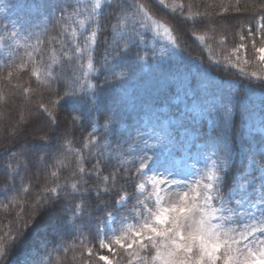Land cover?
Returning <instances> with one entry per match:
<instances>
[{"label":"snow or ice","instance_id":"snow-or-ice-1","mask_svg":"<svg viewBox=\"0 0 264 264\" xmlns=\"http://www.w3.org/2000/svg\"><path fill=\"white\" fill-rule=\"evenodd\" d=\"M16 7L25 15L0 26V82L9 92L0 100L5 109L17 102L15 118L0 128L13 141L0 152V176L11 182L9 191H20L21 170L37 183L25 213L0 230V264H8L10 250L33 225L40 229L37 245L59 238L39 264H53L52 252L69 232L113 256L96 257L88 247L78 264L93 258L106 264H264V75L249 71L251 62L240 58L250 48L253 60L264 65V0L235 6L224 0L171 6L165 0H24ZM161 12L166 19L157 18ZM242 12L249 14L244 21ZM39 17L47 27L24 44L31 49L27 64L18 63L24 58L17 55V38L24 32L31 39ZM237 29L246 35L226 58H200L181 46V35L206 31L227 43ZM58 56L62 68L72 66L67 83L53 75ZM161 61L197 67L199 75L188 81L193 95L173 112L155 105L167 111L156 113L151 128L133 124L125 111L127 85ZM31 66L39 67L34 75L45 76L49 89L60 84L46 102L35 99L27 84L13 83L15 73ZM233 69L243 79L233 80ZM212 71L229 75L214 79ZM25 93L29 98L20 101ZM147 115L151 124L152 113ZM70 139L78 149L68 148ZM163 148H171L167 156ZM68 154L73 160L65 165ZM56 264L76 261L58 257Z\"/></svg>","mask_w":264,"mask_h":264},{"label":"rangeland","instance_id":"rangeland-1","mask_svg":"<svg viewBox=\"0 0 264 264\" xmlns=\"http://www.w3.org/2000/svg\"><path fill=\"white\" fill-rule=\"evenodd\" d=\"M24 0H0V8L3 11H0V26L9 23L11 20H15L19 17H23L25 15L26 10L20 9L16 7V5L23 3ZM36 27L33 29L34 35L31 39L26 40V33L21 32V35L17 38L19 40V45L16 46L18 48L17 55L23 57V62L18 61V63L27 64L28 57L26 55L27 51H31V49H25L24 44L29 43L32 44L35 42V35H39L42 33V30L47 27V22L43 17H39L34 21ZM161 42L163 38H160ZM182 44V43H181ZM204 49L207 54L212 55L216 59L226 58L222 56L219 52H216L209 43L203 42ZM44 59H49L47 54ZM59 63L54 65L53 75L55 76L57 73H60L64 77L65 83H67L72 75L73 69L71 65H65L63 68L60 66L63 64V61L60 60L59 56L57 57ZM40 70L38 66H31L26 71H21L15 73L18 76V79H14V84L26 85L32 90V92L37 93L35 99H43L44 102L47 100L48 92L50 90L57 91L60 90V84H53L51 89H49V81L43 75L37 78L34 73L35 71ZM2 70H0L1 72ZM77 76L79 75V71L75 73ZM92 76L97 75V73H92ZM199 73L197 71V67L195 65L189 64L185 62L183 64H168L166 61H161L160 65L157 66L153 64L151 68L145 67L142 72H139L133 76V78L129 81L127 85V94H126V113L127 119H129L133 124H139L143 121V126L145 128H151L155 126V122L157 119L156 113L161 111H167V109H158L155 108V105L164 106L168 108L169 112H173L176 109H182L184 104H187L188 99H190L193 95V90L188 84V81L191 76H198ZM211 76V75H210ZM214 78L213 76H211ZM216 79V78H214ZM92 83H95V80H91ZM64 90H67L66 88ZM61 96L63 92L61 91ZM30 96V93H25L23 97L20 98L21 101H26ZM177 96H179V100H177ZM260 93H256L257 100L259 99ZM4 97V96H3ZM54 99L56 97H53ZM35 102V101H34ZM65 107L70 108L72 106V101L70 98L65 97L64 101H62ZM23 104V103H22ZM170 106V107H169ZM22 115L23 109L21 110ZM149 112L152 113V121L149 123V116L147 115ZM79 123V122H78ZM68 148L72 150L78 149L79 145L71 142V139L67 142ZM171 151V148H163L162 155L167 156L168 152ZM73 157L71 154H68L67 159L63 161L65 165H69ZM264 164V161H261ZM210 164V162H209ZM238 165L244 167L246 165V161L243 156L240 157ZM204 166V162H201L197 167L202 168ZM55 171V169H51ZM239 175V173L237 174ZM21 178L24 179V183L21 185ZM182 179L184 177H181ZM195 177L192 174H189L187 179L191 182ZM37 181L32 178L31 172H25L21 170L20 177L16 178V186L20 188V191L17 192L16 188H12L9 191V187L11 182L5 183V177L0 176V206L2 204L5 212H2L4 215L2 216V224L3 227L1 230H6L7 225L15 216L14 206L19 204L20 201L26 197L32 191V185L36 184ZM49 185L51 184V180L48 181ZM40 230V229H39ZM40 232V231H39ZM70 233V232H69ZM40 235V233H39ZM38 234L35 236V241L37 242ZM71 236V233H70ZM58 237H50L46 240H43L39 243V261L48 255V253L52 250L53 247L56 246L58 241ZM81 241H83V248L81 249ZM107 242V241H106ZM73 243L77 245L80 255L81 251H84L85 258L87 254V248L92 247L93 252L96 253V257L99 255H109L110 259H113L111 253L106 249H99L98 244L95 242H90V238L81 237L77 239L73 237ZM61 248V247H60ZM107 253H105L106 251ZM105 251V252H104ZM104 252V253H103ZM33 252L29 251L25 253L28 256H31ZM58 253L57 251L52 252L53 256ZM26 255H19L16 261L11 262L10 264H27L26 260L28 257ZM43 256V257H42ZM80 259V258H79ZM94 259V258H93ZM116 259V258H115ZM118 259L121 258L118 256ZM118 260V261H119ZM93 262V261H92ZM103 264L106 262L101 261ZM94 264V263H93Z\"/></svg>","mask_w":264,"mask_h":264},{"label":"trees","instance_id":"trees-1","mask_svg":"<svg viewBox=\"0 0 264 264\" xmlns=\"http://www.w3.org/2000/svg\"><path fill=\"white\" fill-rule=\"evenodd\" d=\"M176 2H178V0H165V4L166 5H174ZM205 2L207 3H211L212 0H205ZM217 2H219V0H217ZM225 3H231L232 5H237V3H239V5H251L253 3V0H224ZM249 14L248 13H241L239 14V18L241 21L245 20V17H247ZM159 19H166L165 13L161 12L160 15L157 17ZM241 35H246V33H242L239 32V30H236V33H229L227 36V43H221L222 40V36L217 34V35H213L210 32H196L194 37H188L186 35H181L180 36V42L182 43L181 46L184 47L185 44H187V48H186V53H191L193 56H198L200 58H206L209 54H207V52L204 49V45L203 42H207L209 43V45L211 46V48H213L214 50H216V52H219L222 56L227 57L228 55H230L232 53V49L237 47L238 44L240 43V36ZM199 36H204L205 40L204 41H198L196 40V37ZM196 41L195 43L193 41ZM203 50V51H201ZM240 58L241 60H244L245 58L251 62L252 67H250L248 70L249 71H255L260 75H264V65L259 64L257 62H255L253 60L252 57V50L249 48L247 53H241L240 54ZM207 59H205V63H207ZM243 66V65H242ZM236 69L232 70L231 78L233 80H238V79H243L242 77H238L236 75ZM5 75V73H3L2 71L0 72V76ZM209 75L213 76L216 79H219L221 75H229L227 73H220L217 74L215 71H212L209 73ZM14 83V81H13ZM256 87L259 89L261 87V85L258 84V82L256 83ZM9 95L8 89L6 87V85L3 82H0V96H4L5 98H7V96ZM18 95V94H17ZM21 101V100H20ZM3 101L0 100V128H2L3 126V122L7 119H14L15 115H16V108H17V102H13L11 108L9 109H5L3 106ZM23 109V104L22 102L20 103V114L22 115L21 110ZM13 143V141H11L10 139L5 138V136L3 135L2 132H0V152L3 151V148L6 146H10ZM240 160V158H239ZM238 160V162H239ZM35 193H33L34 195ZM32 196L31 195H27L26 197H24L19 204H16L14 206V210H15V216L19 217L21 215H23L25 213V210L27 208V205L29 204V202L31 201ZM2 212H5V209L3 208L2 204L0 206V230L3 227L2 224V216L5 214H3ZM44 214L42 213V216ZM39 227L37 225H33L31 230L26 233V238L19 244H17L16 246H14L7 257V262L8 264H10L13 261H16L19 255H26L25 253H28L29 251L33 252L31 254V256L26 255V257H28V259L26 260L27 264H39V244L37 245V242L35 241V236L38 234L39 235ZM0 234H3L2 231H0ZM65 238H67V241L64 245L61 246V248L58 249V253L51 256V260L53 262V264H56L57 258L59 257L60 259H64L65 257H67V260H73L75 258L76 264H78L79 262V258L80 255L78 254V247L77 245H75L73 243V237L70 236V233H67ZM63 248H70V250L68 252H64ZM106 251V250H105ZM104 251V252H105ZM103 252V253H104ZM109 252V251H108ZM107 253V251L105 252ZM110 253V252H109ZM43 257V256H42ZM116 260L118 261V256L116 257ZM103 264L101 261H99L97 258L93 259L92 264Z\"/></svg>","mask_w":264,"mask_h":264}]
</instances>
